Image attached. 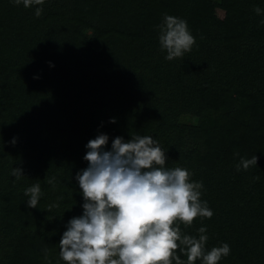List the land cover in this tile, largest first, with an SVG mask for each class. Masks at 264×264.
<instances>
[{
    "label": "trees",
    "instance_id": "1",
    "mask_svg": "<svg viewBox=\"0 0 264 264\" xmlns=\"http://www.w3.org/2000/svg\"><path fill=\"white\" fill-rule=\"evenodd\" d=\"M213 1L45 0L25 9L0 0V264H65L60 239L83 214L76 176L99 134L105 150L116 137L152 136L167 168L203 183L213 212L177 222L181 232L198 238L205 227L206 251L228 244L219 264H264V0H216L222 18L210 14ZM165 15L186 20L195 38L171 61L159 44ZM254 155L256 166L237 170ZM36 183L42 195L30 208L25 191Z\"/></svg>",
    "mask_w": 264,
    "mask_h": 264
},
{
    "label": "clouds",
    "instance_id": "2",
    "mask_svg": "<svg viewBox=\"0 0 264 264\" xmlns=\"http://www.w3.org/2000/svg\"><path fill=\"white\" fill-rule=\"evenodd\" d=\"M13 2L28 9L45 0ZM253 10L257 15L262 12L260 7ZM42 13V7L35 8L36 17ZM159 29L166 60L182 58L195 44L184 19L165 15ZM108 139L99 134L86 145L88 167L76 176L83 214L69 220L59 242L65 264H196L198 260L219 264L230 254L226 243L206 251L205 227L198 229L196 238L183 234L177 223L188 227L197 217L213 216L200 198L202 182H192L186 168H167L165 151L152 136L135 135L128 141L116 137L111 150H105ZM257 160L255 155L241 158L237 170L256 166ZM11 175L20 178L22 170L13 168ZM47 182L55 186L56 178ZM25 195L30 197L28 207L36 208L42 195L40 184L29 187Z\"/></svg>",
    "mask_w": 264,
    "mask_h": 264
},
{
    "label": "rangeland",
    "instance_id": "3",
    "mask_svg": "<svg viewBox=\"0 0 264 264\" xmlns=\"http://www.w3.org/2000/svg\"><path fill=\"white\" fill-rule=\"evenodd\" d=\"M49 3H52L55 0H48ZM225 9L223 6L220 5L219 1L214 0L210 5V14L216 18H222L225 14ZM193 120L190 116L184 117L182 121L186 123H190Z\"/></svg>",
    "mask_w": 264,
    "mask_h": 264
}]
</instances>
